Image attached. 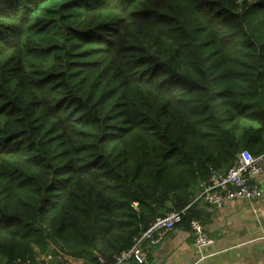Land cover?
Wrapping results in <instances>:
<instances>
[{
	"label": "trees",
	"instance_id": "16d2710c",
	"mask_svg": "<svg viewBox=\"0 0 264 264\" xmlns=\"http://www.w3.org/2000/svg\"><path fill=\"white\" fill-rule=\"evenodd\" d=\"M264 152V0H0V264H102L204 223Z\"/></svg>",
	"mask_w": 264,
	"mask_h": 264
},
{
	"label": "crops",
	"instance_id": "0c3cea01",
	"mask_svg": "<svg viewBox=\"0 0 264 264\" xmlns=\"http://www.w3.org/2000/svg\"><path fill=\"white\" fill-rule=\"evenodd\" d=\"M257 182L263 195L256 200L236 198L224 206L199 203L205 228L214 238L205 256L193 245L192 229L176 226L151 247V264H264V174Z\"/></svg>",
	"mask_w": 264,
	"mask_h": 264
},
{
	"label": "built area",
	"instance_id": "2783aa9c",
	"mask_svg": "<svg viewBox=\"0 0 264 264\" xmlns=\"http://www.w3.org/2000/svg\"><path fill=\"white\" fill-rule=\"evenodd\" d=\"M264 174V152L258 155L244 149L238 154V159L231 168L225 172L214 171L210 178L203 183V188L195 200H201L209 205L224 206L236 198L256 200L263 195V189L257 182ZM186 208L171 210L158 217L139 236L135 237L133 244L116 254L112 261L106 262L101 258L102 264H151L150 249L159 244L175 229L182 220ZM193 232V245L202 256L214 242L213 236L206 230L205 224L198 218L190 223Z\"/></svg>",
	"mask_w": 264,
	"mask_h": 264
}]
</instances>
